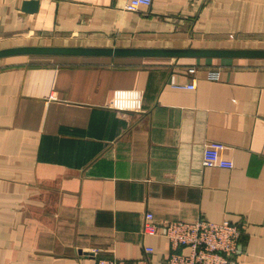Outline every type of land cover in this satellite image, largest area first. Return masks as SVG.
<instances>
[{
  "label": "crops",
  "instance_id": "obj_1",
  "mask_svg": "<svg viewBox=\"0 0 264 264\" xmlns=\"http://www.w3.org/2000/svg\"><path fill=\"white\" fill-rule=\"evenodd\" d=\"M23 1L0 0V48L264 49V0ZM199 218L264 264V57L0 58V264H166L164 223Z\"/></svg>",
  "mask_w": 264,
  "mask_h": 264
},
{
  "label": "built area",
  "instance_id": "obj_2",
  "mask_svg": "<svg viewBox=\"0 0 264 264\" xmlns=\"http://www.w3.org/2000/svg\"><path fill=\"white\" fill-rule=\"evenodd\" d=\"M151 0H127L124 8L137 11L142 5H149ZM192 73L194 68H189ZM217 78L218 72L209 75ZM177 87L194 88V83L179 84ZM202 164L204 166H218L232 168L231 160L223 158L220 154V146L206 147L202 153ZM151 214H146L147 220ZM156 226L147 222L144 232L154 233ZM242 226L240 224L223 221L220 223L209 221L205 218L187 222L181 220H169L164 223L162 234L167 238L170 245V254L166 264H238L237 257L241 253L240 235ZM186 248L187 253L180 250ZM146 252L152 249L146 247ZM93 264H137L126 263L115 258H97Z\"/></svg>",
  "mask_w": 264,
  "mask_h": 264
},
{
  "label": "water",
  "instance_id": "obj_3",
  "mask_svg": "<svg viewBox=\"0 0 264 264\" xmlns=\"http://www.w3.org/2000/svg\"><path fill=\"white\" fill-rule=\"evenodd\" d=\"M37 0H24L23 9L34 11ZM20 54L48 55H154L167 57H264V49H135L77 46H15L0 48V58Z\"/></svg>",
  "mask_w": 264,
  "mask_h": 264
}]
</instances>
